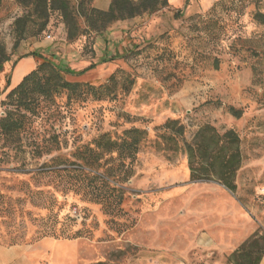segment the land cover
<instances>
[{"label":"rangeland","instance_id":"obj_1","mask_svg":"<svg viewBox=\"0 0 264 264\" xmlns=\"http://www.w3.org/2000/svg\"><path fill=\"white\" fill-rule=\"evenodd\" d=\"M203 1L169 0L187 17L173 32L178 36L167 23L142 16L136 37L114 60L82 74V67L67 69L73 74L63 79L74 90L35 96L31 113L19 110L23 124L13 136L1 132L6 95L37 68L29 53L50 32L28 34L15 45L9 23L23 10L1 1L0 44L10 62L0 74V247L74 243L38 247L56 254L50 264H232L220 249H197L191 237L221 221L224 231L241 234L238 243L264 232V25L254 19L264 15V0H214L198 12ZM51 20L52 50L61 55L58 40L66 30L54 13ZM204 78L208 93L179 96L184 85ZM230 106L241 111L240 119L229 114ZM168 120L183 125L182 138L165 130ZM203 125L239 135L242 166L234 194L215 181L190 179L181 142ZM131 129L143 132L133 159L102 154L90 167L86 150L96 149L97 139L122 142ZM80 165L102 179L76 177L72 170ZM65 168L70 171L55 172ZM75 233L79 238L63 239Z\"/></svg>","mask_w":264,"mask_h":264},{"label":"trees","instance_id":"obj_2","mask_svg":"<svg viewBox=\"0 0 264 264\" xmlns=\"http://www.w3.org/2000/svg\"><path fill=\"white\" fill-rule=\"evenodd\" d=\"M14 2L23 10L21 15H13L9 23L11 34L15 37V45L19 40L26 39L28 34L31 37H36L42 33L50 32L47 35H51V19L54 13L62 20L66 30V42L76 43L81 41L80 44L83 45L84 50L89 47L88 43L94 34L106 32L108 28L121 21L135 20V18H141L142 16L149 19L150 16L169 7L168 0H112L109 9L102 12L95 9L91 2L86 0H14ZM188 3L189 0H185V5H188ZM179 13L180 11L177 15ZM254 19L259 24L264 25L263 14H256ZM30 27L32 28L30 29ZM29 56L37 58L39 65L6 95L4 102L9 110L1 124L3 135L13 136V133L20 130L23 124V114L19 110L22 109L31 113L35 96L48 97L52 94H58L64 89L74 90V86L66 83L63 79V73L73 74L72 72L66 69L61 70L52 60L46 59L38 53L32 52ZM8 62H10L9 55L6 53L5 47L0 44V74ZM92 67L82 70L78 74H82L92 69ZM91 91L92 96L96 94L94 88ZM228 112L235 119L241 118V111L235 110L231 106L228 107ZM164 128L170 131L172 136L178 138H182L185 133L183 125L176 120H168ZM197 130L190 141L183 140L181 142L182 148L180 149L188 160L191 181H215L227 192L234 194L237 191V172L242 166L241 144L238 133L232 128L220 133L209 125L200 126ZM125 134L130 139H125L122 142L108 139L106 136L97 139L96 149L86 150L91 158L90 167L100 163L102 154L108 156L117 153V157L123 161L124 159H133L138 153V145L143 132L131 129L126 131ZM169 139H172V137ZM172 144L175 146L173 150H179L175 142ZM69 171L65 168V170L55 172L65 173ZM72 172L78 175L76 177H81L83 174V176L90 175L94 179H102V177L93 176L91 171H86L81 165L79 169H74ZM85 178H81L83 181H81L82 186ZM66 221L72 223L70 217H67ZM46 237L45 234L41 235L39 240ZM77 238H79V234L75 233L63 239L73 240ZM263 255L264 232L258 230L233 251L228 261L232 264H260ZM94 264L110 263L97 261Z\"/></svg>","mask_w":264,"mask_h":264},{"label":"crops","instance_id":"obj_3","mask_svg":"<svg viewBox=\"0 0 264 264\" xmlns=\"http://www.w3.org/2000/svg\"><path fill=\"white\" fill-rule=\"evenodd\" d=\"M14 3V0H8ZM91 2V5L102 12H105L109 9L112 0H86ZM138 1V0H133ZM189 0V3L190 4ZM169 2V0H168ZM214 0H204L201 3L198 12L205 11V9H209L212 6ZM196 12V13H198ZM173 13H175L174 8L168 7L164 9V11L158 12L157 14L151 16L153 18V22L156 20L160 23H167L166 26L170 30V35L175 34L178 36V33H173L174 30L176 31L182 23L181 20L186 19L187 17H183L182 13L176 12L170 17ZM194 15V14H193ZM191 15V16H193ZM178 17H180L178 21ZM141 18H135V20H127L121 21L106 30V32L100 34H94L91 37L89 44L90 55H87L86 51L83 49V45L80 44L81 41H77L74 44H70L66 42V35H63L58 44L59 47L64 50L65 52L59 55L58 53L53 52V42L55 38L46 39L45 42L35 43L34 49L30 52H35L41 55L44 58L49 57L55 64L57 60L61 68L73 70L76 67H82V70H86L91 66H99L104 65L110 60H114L113 56L116 55L118 50L122 51L121 48L125 46V42L128 38L132 39L135 38L136 29L138 26H135ZM135 26V27H134ZM130 27L134 29L131 30ZM52 34V33H51ZM51 36V35H50ZM52 37V36H51ZM48 44H47V43ZM50 43V44H49ZM88 49V50H89ZM29 53V54H30ZM28 57V55L23 56V58ZM20 59V58H19ZM21 60V59H20ZM80 70V71H82ZM205 81V82H204ZM208 82L207 78L199 79L196 83H189L183 86L181 91L179 92V96H184L183 98L186 99L188 96L191 98L193 95L198 93H208L209 86L205 85ZM211 83V82H210ZM209 83V84H210ZM229 192V191H228ZM226 230V229H225ZM213 231L216 237L214 238L209 232ZM205 233H200L199 237L193 235L191 237L192 243L198 242L197 249L200 247L211 250V249H220L223 254L226 255L227 258H230V255L233 253L235 249H237L246 239L242 242L238 243L237 240L241 236L237 231H224L223 222H220V225L214 226L213 230H208ZM248 231V229H246ZM245 232V231H244ZM249 238V237H248ZM231 242V243H230ZM48 245L51 248H57L59 245H67V244H74L73 242H57V241H43L38 243L37 245H12L8 247H0V264H50V258L53 261V255L50 251H46L44 253L37 252V248L41 247L42 245ZM157 249H163V244L160 240L157 241ZM233 247V249L229 252V248ZM231 249V248H230ZM46 253V254H45ZM52 253V254H51ZM40 254H45L46 259L41 260ZM260 264H264V255L260 260ZM79 264V261H78Z\"/></svg>","mask_w":264,"mask_h":264},{"label":"built area","instance_id":"obj_4","mask_svg":"<svg viewBox=\"0 0 264 264\" xmlns=\"http://www.w3.org/2000/svg\"><path fill=\"white\" fill-rule=\"evenodd\" d=\"M46 39H51V36L50 35H47ZM76 211H74V214H75Z\"/></svg>","mask_w":264,"mask_h":264}]
</instances>
